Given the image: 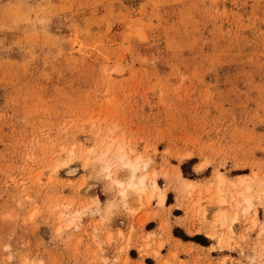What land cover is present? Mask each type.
Returning <instances> with one entry per match:
<instances>
[{
  "label": "rangeland",
  "instance_id": "obj_1",
  "mask_svg": "<svg viewBox=\"0 0 264 264\" xmlns=\"http://www.w3.org/2000/svg\"><path fill=\"white\" fill-rule=\"evenodd\" d=\"M110 143L148 162L164 205L122 201ZM218 173L252 205L218 204ZM263 190L264 0H0V264H131V248L175 264L167 198L192 235L174 234L264 264Z\"/></svg>",
  "mask_w": 264,
  "mask_h": 264
},
{
  "label": "bare ground",
  "instance_id": "obj_2",
  "mask_svg": "<svg viewBox=\"0 0 264 264\" xmlns=\"http://www.w3.org/2000/svg\"><path fill=\"white\" fill-rule=\"evenodd\" d=\"M112 147H113V143H110L107 145L106 150L102 154L101 159L105 163L104 169H105V173L107 177H110L119 187V193L123 199L122 201L127 202V199L129 198L131 194H136L140 198H142L144 195H147L146 200L148 202L151 201L153 196H156L158 203L160 205H164L167 192L159 186L157 180L154 178V175L153 177H151L148 173L139 174V171L142 168H147L148 162L145 160H142L140 157L136 159H131L129 157L130 155H128V153L125 152L122 148H119V150L116 152L114 159L113 158L109 159V153L111 152ZM116 164H119L120 168L125 169L124 173L122 174L125 178L119 177L118 170L116 169ZM204 166L205 164H200L198 166V169L201 170L204 168ZM75 172H76L75 168L74 169L72 168V169H69L67 173L70 175V174H74ZM177 178L182 182V188L185 191L192 190L197 183L195 180L185 178L183 174L181 173V170H178ZM227 180L228 179H226L223 174L221 173L217 174V193L215 196L217 203L224 206L226 203L235 202L236 208H238L242 203H247L248 206L250 207L252 205V195L248 194L247 192L239 191L240 193H238L237 195H232L230 198L228 197L227 194L225 195L222 194L223 193L222 186L227 184ZM239 180L241 184L243 183L244 178L241 176ZM149 183L151 185L150 189H149V186H150ZM207 191L209 192L210 188H208ZM259 196L264 198V190ZM110 205H114L115 207V204L110 203L109 206ZM111 209H113L112 206H110L108 210L110 211ZM109 211L107 213H109ZM228 213L229 212H227V210L223 208L217 214V219L222 224V226H225L229 221L232 226L234 221L237 219L236 215L230 216ZM77 216L78 214L75 213L72 216V219H70V223H73L75 218H77ZM208 233L210 236H214L213 232H208Z\"/></svg>",
  "mask_w": 264,
  "mask_h": 264
},
{
  "label": "crops",
  "instance_id": "obj_3",
  "mask_svg": "<svg viewBox=\"0 0 264 264\" xmlns=\"http://www.w3.org/2000/svg\"><path fill=\"white\" fill-rule=\"evenodd\" d=\"M165 208L169 210L167 214H169L170 234L172 237L164 245V248L161 249V256H163L164 259H169V261H172L175 264H221V259L224 258V256L239 259V256L235 252H230L228 249H213L212 246L215 245V241L208 238L205 234H195L203 236L202 239L197 241L191 239L186 240L181 236L175 235L173 232L175 227H180L182 231L188 235L192 234L188 233L184 225L178 223V220L183 216V213H177L176 211L181 210V208L176 207L174 202L168 203V198ZM150 222L152 221H148L147 223ZM153 222H155V225L150 229H146V232L154 231L159 235V221L155 219ZM165 236L168 238L166 233ZM177 239L181 240V243H177L179 242ZM189 247H191V250L187 251V248ZM133 252H135V255H133ZM174 252H177L178 259L172 256ZM128 254L133 261L131 264H138L137 261L142 262V264H162L160 259L153 256H141L138 249L135 248H131ZM228 263L230 264L229 261Z\"/></svg>",
  "mask_w": 264,
  "mask_h": 264
},
{
  "label": "trees",
  "instance_id": "obj_4",
  "mask_svg": "<svg viewBox=\"0 0 264 264\" xmlns=\"http://www.w3.org/2000/svg\"><path fill=\"white\" fill-rule=\"evenodd\" d=\"M168 202H170V201H169V198H168ZM175 235L179 236L177 233H175ZM181 237L184 238V239H186V240L191 239V240H195V241H197V240L202 239L203 236H202V235H195L194 237H188V236L183 235V236H181Z\"/></svg>",
  "mask_w": 264,
  "mask_h": 264
}]
</instances>
